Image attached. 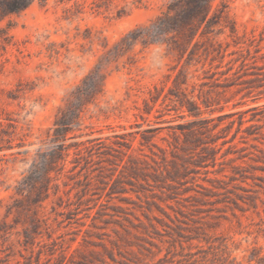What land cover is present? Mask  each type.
I'll use <instances>...</instances> for the list:
<instances>
[{
    "label": "rangeland",
    "instance_id": "obj_1",
    "mask_svg": "<svg viewBox=\"0 0 264 264\" xmlns=\"http://www.w3.org/2000/svg\"><path fill=\"white\" fill-rule=\"evenodd\" d=\"M0 264H264V0H0Z\"/></svg>",
    "mask_w": 264,
    "mask_h": 264
},
{
    "label": "trees",
    "instance_id": "obj_2",
    "mask_svg": "<svg viewBox=\"0 0 264 264\" xmlns=\"http://www.w3.org/2000/svg\"><path fill=\"white\" fill-rule=\"evenodd\" d=\"M21 7H25V4H22V6H18V9H21Z\"/></svg>",
    "mask_w": 264,
    "mask_h": 264
}]
</instances>
